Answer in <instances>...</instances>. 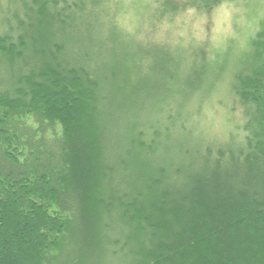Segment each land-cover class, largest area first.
I'll return each mask as SVG.
<instances>
[{"label":"trees","instance_id":"trees-1","mask_svg":"<svg viewBox=\"0 0 264 264\" xmlns=\"http://www.w3.org/2000/svg\"><path fill=\"white\" fill-rule=\"evenodd\" d=\"M6 3L0 264H264V17L228 89L243 122L212 138L153 123L164 100L143 110L152 91L133 83L154 54L162 92H203L208 61L182 70L181 54L146 52L108 0Z\"/></svg>","mask_w":264,"mask_h":264},{"label":"rangeland","instance_id":"rangeland-1","mask_svg":"<svg viewBox=\"0 0 264 264\" xmlns=\"http://www.w3.org/2000/svg\"><path fill=\"white\" fill-rule=\"evenodd\" d=\"M6 1L0 0V6L4 9ZM162 1L108 0V5H111L114 22L126 39L134 37L147 49L146 52L159 49L160 55L167 54V57L179 53L185 60L181 61L186 66L182 70H194L208 61L210 70L206 74L203 92H199L201 88L192 90L193 87L185 86L180 93V89L172 90L171 84H168V92L164 93L154 66L157 60L155 55L147 61V56H144V65L133 83L142 86L144 94L152 91V95L149 98L138 95L136 98L144 105L143 110L153 108L164 100L161 106L151 109L153 116L150 120L153 123L161 122L165 125L164 129L168 127L172 133L181 134V124L196 130L197 134L206 133L212 138L222 137L229 130L237 131L243 122L242 109L234 103L228 89L233 73L247 60L250 39L264 17V0H221L211 12L204 13L191 6H179L174 13L164 12L160 6ZM177 1L186 3L193 0ZM3 17L0 12V25ZM109 49L113 50L115 56L121 55L115 48ZM148 84L155 88L151 89ZM184 114L189 116L185 117ZM186 119L187 122L184 121ZM122 261L113 260L111 264H125Z\"/></svg>","mask_w":264,"mask_h":264}]
</instances>
